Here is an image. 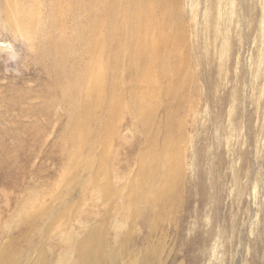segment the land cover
Instances as JSON below:
<instances>
[{"label": "rangeland", "instance_id": "374dc122", "mask_svg": "<svg viewBox=\"0 0 264 264\" xmlns=\"http://www.w3.org/2000/svg\"><path fill=\"white\" fill-rule=\"evenodd\" d=\"M206 1L177 0V11L184 9L176 17L184 27L178 25L165 29L164 33L180 35L182 40L175 37L172 44L164 46L169 53L164 56V64L158 67L159 75L157 71L146 79L139 78L138 83H133L135 89L130 86L129 72L118 73L122 79V87L116 92L119 102L107 103L110 106L102 103L103 109L91 106L88 122H80L81 128H74L70 126L65 106L53 103L55 106L45 107L39 101L43 98L46 102L56 101L59 95L52 89L46 65L38 59L33 47L5 24L3 0H0V248L8 246L11 253L23 257L29 264L42 257L49 264H57L61 256L69 255L66 237L83 239L95 230L101 234L105 264L258 262V239H263L264 230V164H260V155L257 159L253 153L248 156L250 168L247 170L261 171V180L256 190L248 187L240 200L231 190L230 163H227L233 157L232 150L248 148L244 139H239L241 143L237 147L230 145L234 141L228 140L227 129L232 128L233 122L243 125L249 108L245 100L248 87L242 82L249 79L251 54L238 49L220 56L215 50L216 44L206 42L208 33L201 21ZM41 3L43 8L49 4L47 0ZM193 14L196 24L190 29ZM198 31L207 35H198ZM149 35L153 38L158 33L153 31ZM188 45L195 49L188 52ZM188 53L191 60L196 55L192 68L197 75L193 73L191 84L183 77L179 86L174 85L169 69L177 61L182 62ZM104 66L98 64V74H104ZM130 94L136 97V103H132ZM173 106L185 107V112L180 111L178 115L183 123L180 131L187 137L186 142L180 141L178 185L181 186L175 201L166 182L168 168L156 177L151 172L153 163L164 157L161 155H166L164 164L169 167L168 126ZM223 120L232 124L226 121L225 129ZM223 139L229 142H222ZM220 142L225 143L224 147ZM217 156L222 157L221 162ZM224 166H228L229 172ZM217 181L221 194L215 192L213 184ZM203 190L205 202L200 206ZM47 210L41 220H28V216L35 218Z\"/></svg>", "mask_w": 264, "mask_h": 264}, {"label": "bare ground", "instance_id": "6f19581e", "mask_svg": "<svg viewBox=\"0 0 264 264\" xmlns=\"http://www.w3.org/2000/svg\"><path fill=\"white\" fill-rule=\"evenodd\" d=\"M47 1L49 2V4L45 6V8H43L44 5L43 3H41V0H3L2 7L5 16V24L14 33L24 38V40L31 45L35 50L38 59L46 65V68L48 70L47 73L50 75L51 78V85H52L51 87L52 89L57 91L56 93H58L59 96L58 95L57 96L59 98L58 100L56 99V101L49 100L48 102H46L44 98L39 99V101L42 100L41 103L45 107L54 105L53 103L56 104L58 103L61 106H65L67 108V115L69 116L70 126L74 128L75 127L81 128L82 124L88 122V111L91 109V106L97 107V109L98 108L103 109L105 105L104 106L102 105L103 106L102 107L101 106L102 103H105L106 106H110V104L107 103L111 102L113 105H115L119 102L120 98L117 96L116 92L120 89V86L122 85L121 82L122 79H120L118 73L129 72L132 78V84H130V86L132 85L136 89L137 87H135L133 83L134 84L138 83L139 78L146 79L147 77L150 76V73H154V72L156 73L157 71H158L157 74L159 75L158 67L161 64H164L163 62L164 56L169 53L168 48L164 46L172 44L175 40V37L179 41L182 40L181 39L182 36L180 35L179 36L176 35L174 37L173 33H172L173 35L171 33L169 34L164 33L165 29L170 30V28L177 27L178 25L180 27V25H182V22L179 19H177L176 16L179 14L178 12L183 11L184 7L181 10L179 9L180 11H177L179 8V6L177 8V0H47ZM182 3H184V1ZM201 4L203 3L201 2ZM180 5L182 4L180 3ZM202 8H203L202 11L203 14L201 15V17L203 16L204 18H202L201 21H202V25H204L208 33V35L206 33V35L208 36L206 42L210 43V45L216 44L215 50L219 52L220 56L221 55L223 56L224 54H227L229 52L232 53V51H236L238 49L239 50L243 49L245 52L247 53L250 52L251 54L249 58L250 63L247 71L249 75V79L246 81L247 79L246 78L242 82L245 86L248 87V94L246 95L245 100H247L246 101L247 105L251 109L248 111L249 108L248 106L246 107L248 108L247 113L246 115L243 114L245 120L243 121L241 119V121H243V125L241 126L239 125V123L235 124L233 122L234 125L233 126L231 125L232 128H230L229 130V128L227 129L228 126L226 124L228 123L229 119L226 120L227 122L225 121L226 123L224 122L226 118L222 121L226 124L225 129H227L228 131V140L231 139L234 141V144H232L231 143L232 141H230V145H234V146L236 145L237 147L238 144L241 143L239 139L241 140L244 139V144H246V146L248 147L247 149L244 150H243L244 146L242 150L241 149L239 150V148L236 149L235 147L236 150H232V154L230 153L231 156H233L232 159L230 158L231 159L230 162L226 161L227 163H230L229 166L230 174L228 173L229 180L228 179L227 180L232 186L231 190L234 191L235 197L237 198L239 197V199L241 200L243 196L246 195L248 187L253 186V188L256 190L257 186L259 185V181L261 180L260 179L261 171L255 172V171L247 170L248 168L247 166L249 162L248 156L253 153V155H256L254 158L257 159V156L260 155L259 156L260 164H264V150L260 148V147L264 148V0H207L206 5H204ZM190 10L193 13V10L192 9ZM180 15H182V13ZM183 15H185V13H183ZM190 22H191L190 29H192V27L195 26L196 24L194 14L190 17ZM182 27L184 26L182 25ZM153 31L158 33V35L154 37L152 36L153 38H151L149 34L152 33ZM228 32H231L230 33L231 35L228 36L229 34ZM198 33H199L198 35L203 36L202 33L204 32L200 34V32L198 31ZM195 34L193 35L196 36ZM206 35L204 34V36ZM198 38H201L202 40V37H198ZM217 40L218 42L220 41L219 44ZM189 45L187 46L188 52L191 51L192 48ZM214 45H212V48L214 47ZM193 47H195V45ZM235 54L234 55L236 57L237 53L235 52ZM192 60L190 54L188 53L186 58H184L182 62L179 63V61H177L178 64L176 63V65L174 66H172L171 64H174L176 61L173 63H171L170 61L171 64L169 63V65H171L172 67L169 70L171 72L172 84L178 85V83H180V81L183 80L182 79L183 77L187 82L190 81V84L193 82L192 81L194 78L193 75L196 72H194L195 69L192 68V64L193 62L196 61V59L195 61ZM204 60L206 59L204 58ZM236 61H238V59ZM98 64L105 65L104 74L102 75L98 74L96 71ZM208 64L209 62L207 63V65ZM245 65L247 67V64ZM219 68L221 69V67ZM239 68H241L242 70V67ZM233 69H231L232 70L231 72H233ZM164 70L162 72H164ZM204 70H200V71H204ZM218 70L219 69L217 68V73L220 72ZM165 72H169V71H165ZM235 72H237V70ZM227 73L229 77L230 72ZM198 74H200V72ZM239 74L241 75L240 72ZM201 75L202 72L199 76ZM248 75L246 77H248ZM242 77L243 75L241 76V78ZM223 78L224 75L222 76V79ZM207 85H209L210 87V84ZM237 85L238 84L236 83V86ZM139 88L141 89V87ZM213 89H211V91ZM235 89H237L236 93H240L238 92L239 91L238 88ZM130 98L132 103H136V97H134V95ZM189 108L192 109L191 106H189ZM235 108H238V106H235ZM182 109L183 106L172 107L171 120L168 126L169 138L167 144L169 146V148L167 149L169 150L168 156H170V158L168 157L169 167H166L164 164L166 155H161L164 156L161 159L159 156L160 154H158L159 156L158 159L160 158V161L158 160L159 162H157V164L153 163L154 166L152 165L151 167L152 170L151 172H153L155 177L156 174L159 173L161 174L165 170V168H168L169 181L166 182H167V186L170 188L169 192H170V197H172L171 198L172 201L173 200L175 201L176 193L178 192V189L181 186V184L180 186L178 185L180 180L181 156H182L180 141L186 142L187 140L185 134L180 131V128H182L183 123L179 119L178 114L180 111H183L184 113L185 107L183 110ZM219 113H222V109L221 112ZM219 113L217 114L219 115ZM238 113H241V111ZM220 120L217 119L216 121H218L219 123L221 122ZM80 122L82 124H80ZM225 124H223L222 126H224ZM230 124L232 123H228V125ZM142 125L145 126V123L143 122ZM222 126H219L218 128L220 130L221 127V131H222ZM226 133L227 132L222 133V135L224 134L223 136L224 138L226 136ZM221 138L222 137H220V132H219L218 140H220ZM80 139L81 137H78V140ZM224 140L227 139H223L222 142H225ZM224 144L222 145L223 147ZM230 148L228 147V149ZM219 150L222 151L223 154V148ZM219 156L222 155L219 154ZM221 159L220 157L217 158L219 162H221ZM224 165H226V163ZM218 166L219 164H217V167ZM227 167L228 166H226V168ZM227 169L226 171L229 172V169L228 170ZM221 177H225V176L223 175ZM162 179L164 178L162 177ZM213 185L216 190L214 191L217 194L218 192L221 194L220 192L221 185L219 184V181H217ZM204 194L205 192L203 190L202 196L198 202L200 206H202L205 202ZM48 211L49 210L45 211L44 213L38 216H35V218L33 215H30L28 216V220L31 219L34 222L35 219L41 220L42 217H45ZM259 211L262 212L261 209ZM29 221L26 222L27 225L29 224L28 223ZM46 224H48V220ZM34 226L35 224L33 223L32 227ZM43 237L44 236L42 235L41 240L43 239ZM259 239L257 246L258 250L256 255L258 262H255V264H264V230H263V239L261 240ZM198 240L200 239L198 238ZM64 241H66V244L68 245L67 248H69V255L68 257L61 256L57 260V264H105L104 257L106 256V252L103 250L104 246L101 242L100 232L91 230L87 233L86 237L83 239H76L73 238L72 236H68L65 238ZM206 243L207 242H205L204 244ZM37 262L38 264H49V261H46V258L44 257L40 258V260H36L34 264H37ZM0 264H29V263L27 260H24L23 257L11 253L10 249L7 246L5 248H0Z\"/></svg>", "mask_w": 264, "mask_h": 264}]
</instances>
